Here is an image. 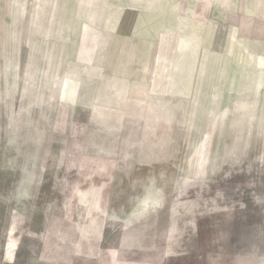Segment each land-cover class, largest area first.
Masks as SVG:
<instances>
[{
  "label": "rangeland",
  "instance_id": "rangeland-1",
  "mask_svg": "<svg viewBox=\"0 0 264 264\" xmlns=\"http://www.w3.org/2000/svg\"><path fill=\"white\" fill-rule=\"evenodd\" d=\"M158 8L0 0V264H264V52Z\"/></svg>",
  "mask_w": 264,
  "mask_h": 264
},
{
  "label": "crops",
  "instance_id": "crops-1",
  "mask_svg": "<svg viewBox=\"0 0 264 264\" xmlns=\"http://www.w3.org/2000/svg\"><path fill=\"white\" fill-rule=\"evenodd\" d=\"M154 1L159 4L158 9L160 11V15H156L155 18L170 19L171 21L178 19V10L184 5V16L180 18H189L203 23L210 21L209 28L213 37L224 30L230 43L247 41L246 47L249 51L253 53L257 51L264 52V0ZM145 12H148V10H145ZM254 35L256 38H250L254 37ZM153 172L154 174L152 175ZM135 174L136 172H133L131 165H123L118 170L117 179L113 182L111 192L114 213L119 212L118 214L123 216V211L131 212L133 210L131 208L134 207L136 202L135 196L141 197L145 195L143 205L148 209L149 203L160 198L161 192L165 195V201L167 198L169 199L170 195L168 196L165 193L168 191L166 181L169 179L164 177L162 172L153 170L151 167L144 169L143 174L140 173L139 175L141 176L140 180L143 178V189L141 191L133 188L134 183L132 181L136 178Z\"/></svg>",
  "mask_w": 264,
  "mask_h": 264
},
{
  "label": "bare ground",
  "instance_id": "bare-ground-1",
  "mask_svg": "<svg viewBox=\"0 0 264 264\" xmlns=\"http://www.w3.org/2000/svg\"><path fill=\"white\" fill-rule=\"evenodd\" d=\"M247 39H249V38H247Z\"/></svg>",
  "mask_w": 264,
  "mask_h": 264
}]
</instances>
